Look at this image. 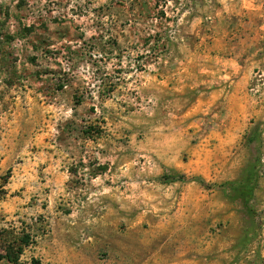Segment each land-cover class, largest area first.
Returning <instances> with one entry per match:
<instances>
[{"label": "rangeland", "instance_id": "374dc122", "mask_svg": "<svg viewBox=\"0 0 264 264\" xmlns=\"http://www.w3.org/2000/svg\"><path fill=\"white\" fill-rule=\"evenodd\" d=\"M0 264H264V0H0Z\"/></svg>", "mask_w": 264, "mask_h": 264}]
</instances>
